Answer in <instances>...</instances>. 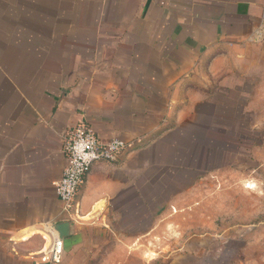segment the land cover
<instances>
[{"label":"crops","instance_id":"0c3cea01","mask_svg":"<svg viewBox=\"0 0 264 264\" xmlns=\"http://www.w3.org/2000/svg\"><path fill=\"white\" fill-rule=\"evenodd\" d=\"M3 22L0 264H50L44 251L61 222L70 228L58 264L110 241L106 210L127 183L99 162L80 187L79 215L65 213L54 182L69 128L85 121L102 140L148 144L172 121L176 100L166 102L165 89L199 69L234 68L251 46L264 58V0H0ZM167 217L155 226H170Z\"/></svg>","mask_w":264,"mask_h":264},{"label":"rangeland","instance_id":"374dc122","mask_svg":"<svg viewBox=\"0 0 264 264\" xmlns=\"http://www.w3.org/2000/svg\"><path fill=\"white\" fill-rule=\"evenodd\" d=\"M250 48L234 68L196 70L160 93L176 100L172 121L121 154L123 168L112 165L121 156L108 162L127 183L106 210L110 241L73 264H264V58ZM166 210L173 226H155Z\"/></svg>","mask_w":264,"mask_h":264},{"label":"built area","instance_id":"2783aa9c","mask_svg":"<svg viewBox=\"0 0 264 264\" xmlns=\"http://www.w3.org/2000/svg\"><path fill=\"white\" fill-rule=\"evenodd\" d=\"M64 137V153L67 165L63 175L54 182L56 193L63 202V210L69 216L79 215V191L85 178L95 164L99 162H115L133 144L121 138L102 140L96 130L85 121H80L69 128ZM173 209L176 208L173 206ZM53 232L48 248L44 251V259L50 264L62 261L65 252L64 238Z\"/></svg>","mask_w":264,"mask_h":264},{"label":"water","instance_id":"95a60500","mask_svg":"<svg viewBox=\"0 0 264 264\" xmlns=\"http://www.w3.org/2000/svg\"><path fill=\"white\" fill-rule=\"evenodd\" d=\"M52 230L59 234V237L66 238L69 235L70 222H61L53 224Z\"/></svg>","mask_w":264,"mask_h":264}]
</instances>
